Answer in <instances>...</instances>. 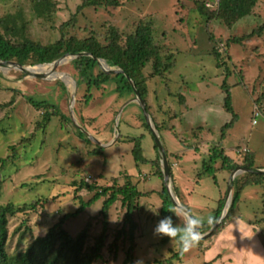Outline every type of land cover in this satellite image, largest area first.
Instances as JSON below:
<instances>
[{
  "label": "rangeland",
  "instance_id": "374dc122",
  "mask_svg": "<svg viewBox=\"0 0 264 264\" xmlns=\"http://www.w3.org/2000/svg\"><path fill=\"white\" fill-rule=\"evenodd\" d=\"M84 1L52 0L49 11L38 12L35 0H0V30L14 42L27 36L46 44L58 40L62 34L79 38L95 34L103 41L114 27L124 43L139 23H150L163 64L168 63V57L173 60L171 68L162 75L152 74L153 59L143 69L148 82L146 102L153 122L165 120L163 127L169 126L159 133L173 166L172 188L179 202L202 220L201 225L212 223L218 199L223 193L225 203L227 191L221 192L226 187L221 179L226 172H217L216 178L221 182L218 187L213 175L204 170L203 162L210 158L214 146L221 143L226 154L239 163L250 151L254 166L264 167V31L248 38L252 30L264 23V0H258L249 16L231 26L198 9L199 4H204L209 12L214 11L213 0H117V6L79 10ZM8 16L16 17L17 36L7 33L1 22ZM238 37L240 40L233 41ZM214 48L221 54L219 61ZM72 59L67 58L56 69L32 64L31 71L46 73V78L31 76L16 67L0 66V157L6 159L5 163L0 161V176L5 177L0 187V205L35 204L34 209L9 217L7 250L9 253L25 250L64 213L74 212L81 199L89 200L94 192L77 191L80 180L111 185L117 176L121 179L124 174L140 172L133 182L147 194L138 199L134 211L138 228L129 264H167L180 243L171 239L163 243V235L154 232V226L163 218L162 200L157 192L164 181L149 173L150 163L136 164L134 142L125 139L142 135V155L146 159L156 156L154 137L143 125L141 107L134 94L118 96L115 81L100 89L92 88L93 98L87 104L86 85H78L73 102L77 72L71 65ZM228 93L231 111L225 107ZM29 95L56 104L65 118L54 115L47 125H42L44 110L31 105L26 100ZM231 120L233 124L221 136L223 126ZM80 127L86 131V137L78 132ZM196 144H201L198 149L192 147ZM98 146L102 152L92 153ZM220 165L221 161L215 163V167ZM261 185L246 186L236 210L224 211L214 229L204 232L207 235L184 250L181 261L173 260L172 264H261L264 253ZM233 189L234 186L232 195ZM103 199L87 206L64 225L72 236L88 225V246L103 229L100 215ZM149 207H159L158 214ZM125 210L120 200L109 210L108 235L102 250L108 264H122L130 245L128 237H121L116 254L110 248L123 227ZM172 218L182 223L174 213ZM240 218L257 229L243 234L240 226L232 225ZM225 227L232 229L223 232Z\"/></svg>",
  "mask_w": 264,
  "mask_h": 264
},
{
  "label": "trees",
  "instance_id": "16d2710c",
  "mask_svg": "<svg viewBox=\"0 0 264 264\" xmlns=\"http://www.w3.org/2000/svg\"><path fill=\"white\" fill-rule=\"evenodd\" d=\"M258 0H218L217 6L214 11L209 12L204 4H199L198 9L205 15H210L211 18H218L225 22L227 25H233L237 20L244 16H249L252 10L255 8ZM53 5L52 0H35V8L38 12L49 11ZM113 6L118 5L117 0H85L79 7L82 10L85 7H98V6ZM76 17V16H73ZM2 24L5 27L7 33L17 36L19 32L17 26V20L14 16H8L2 19ZM68 22H66L67 24ZM264 31V23L258 28L252 30L248 34V38L254 34L260 35ZM240 40V38H233V41ZM89 52L92 56L81 55L71 61L72 67L77 72L78 85L85 84L86 91L85 102L91 100L93 95L90 93L92 88L100 89L103 85L112 81L116 82L115 91L118 96H122L125 93L134 94L132 85L128 81L126 75L130 76L133 80L136 88L139 90L141 96L147 101L148 95V82L143 69L153 59L152 74L162 75L165 70H169L173 64L172 57H168V63L163 64V57L160 54L157 46L154 42L153 28L150 23H139L133 33L126 36L125 42H122V37L118 30L111 27L106 38L102 41L99 40L97 35L90 34L88 37L79 38L76 36L65 37L62 34L61 38L54 42L43 44L42 42L33 40L27 36L22 38V41H12L0 30V58L5 60H15L23 64H37V63H49L65 53H80ZM214 55L219 61L220 52L214 48ZM104 58L107 64L112 68H120L124 73H118L116 75H110L101 70L97 60L94 58ZM226 79L223 85L226 86ZM61 85L65 87L64 83ZM229 90V89H227ZM26 100L33 105L36 109H43V118L41 120L42 125H47L52 116L57 115L61 118H65L59 107L47 100H37L34 96H26ZM147 110L151 113L149 104L146 102ZM225 107L228 111L232 110L231 95L227 94L225 100ZM142 110V109H141ZM235 113L233 112V117ZM143 125L150 131L148 124L145 121L143 112L141 113ZM166 124V123H165ZM163 123L155 121V125L159 131L165 128ZM233 124L227 122L222 130L221 136L225 135L226 128ZM43 127V126H41ZM78 132L86 137V134L80 129ZM121 137V135L119 136ZM125 139L129 142H134L133 156L136 160V164L150 163L154 168V174L163 179V172L160 165L158 152L152 159H146L142 154L141 139L142 135L138 137L125 136ZM157 150L156 145H154ZM102 152V147L98 146L92 150V153L97 154ZM179 157V156H177ZM207 160L203 163L205 171L213 175L216 180V171L226 170L231 172L238 165L229 157L224 147H221V143L214 146V151L210 154ZM0 161L6 162V159L0 157ZM221 161L219 168L215 167V163ZM253 155L250 151L245 153V158L241 165H247L254 167ZM4 166V164H3ZM1 174V173H0ZM126 175V176H125ZM124 178L122 181L121 179ZM120 179L117 176L112 179L111 185H99L96 182H88L86 180H80L76 185V190L87 189L89 192H94L89 200L84 201L81 199L80 206L74 212L64 213L59 220L51 226L44 235L36 236L32 242L25 248V250L9 253L7 250V242L9 238L8 221L9 217L16 215L22 211L30 208H35V204L25 203L22 206H18L13 202H7L0 205V264H108L104 258L103 248L106 243L109 222L108 214L112 205L120 200L121 206L125 208L123 227L116 233L113 241L110 243V248L114 249L116 254L118 249V240L121 237L127 238L130 241L126 256L122 264H129L132 262V251L134 250V237L138 228L137 222L134 218V211L138 205V199L142 197L144 193L138 189V185L133 182V175L124 174ZM5 177L0 176V187ZM264 184V175L255 174L251 172H244L238 174L234 179V189L232 195V203L229 208V213L236 210L238 202L241 198L242 190L246 185L250 184ZM264 187V185H263ZM178 193V189H176ZM149 193V192H148ZM162 200L161 215L172 216L170 209L173 208V203L168 194L166 186L162 185L161 190L157 192ZM225 193V192H224ZM264 193V191H263ZM264 196V195H263ZM180 197V193H179ZM103 199L102 207L100 209V215L102 216L103 229L102 232L94 237L93 243L88 246L89 228L85 226L77 235L72 236L65 229V223L71 218L82 212L87 206H91L99 199ZM224 206V194L218 201V206L215 210L212 223L215 222L220 216ZM227 216H229L227 214ZM226 216V217H227ZM225 221V220H224ZM200 225L199 230L206 232L211 228V224ZM127 226V228H126ZM170 238L166 235L162 236L161 242H166ZM198 241V240H197ZM114 254V255H115ZM184 256V250H181V245L173 255L166 261L167 264H172L173 260L181 261ZM161 263V261H159Z\"/></svg>",
  "mask_w": 264,
  "mask_h": 264
},
{
  "label": "water",
  "instance_id": "95a60500",
  "mask_svg": "<svg viewBox=\"0 0 264 264\" xmlns=\"http://www.w3.org/2000/svg\"><path fill=\"white\" fill-rule=\"evenodd\" d=\"M81 55H89V56H92L91 53L89 52H80V53H65L63 54L62 56H60L58 59L52 61V62H49V63H37V65H52L53 66V69H56L60 64H62L67 58H76L78 56H81ZM96 60H97V63L99 65V67L101 68V70L107 74H110V75H116L118 73H124V71L120 68H112L110 67L106 60L104 58H97V57H94ZM0 66L3 67V68H11V67H16L18 69H20L22 72H25L31 76H37V77H42V78H46L47 77V74L46 73H36L34 71H31V69H29L30 67H34V65H28V64H23V63H20L18 61H15V60H5V59H1L0 58ZM55 71V70H54ZM63 75H66V74H63ZM57 76V75H56ZM127 78H128V81L131 83L132 85V89H133V92H134V100L140 105L141 109H142V112H143V115H144V118H145V121L146 123L148 124L151 132H152V135L154 137V142H155V145L157 147V152H158V156H159V160H160V165H161V169H162V172H163V181H164V185L166 186L167 188V191H168V194L171 198V201L174 205V207L178 208V209H186V211L184 212L185 215H187L188 212H190L185 206H183L179 200H178V197L175 195L174 193V190L172 188V170H171V166H170V162L167 158V153H166V149L164 147V144L162 142V139H161V136H160V133H159V130L157 129L155 123L153 122V119L151 117V114L150 112L147 110V107H146V101L144 100V98L141 96L139 90L136 88L133 80L131 79L130 76L126 75ZM61 79H63V77H60ZM64 81H68L67 79H64ZM75 91H74V94H73V98H72V101L74 102L75 100V95H76V90H77V87H78V83L77 81H75ZM116 130L118 131V118H116ZM81 131L85 132L86 131L84 130L83 127H80L79 128ZM119 135V133H118ZM244 172H251V173H255V174H263L264 175V169H261V168H255V167H249L247 165H240V166H237L234 170L231 171L230 173V176H229V181H228V185H227V191H226V200H225V203H224V206H223V209H222V212L220 214V216L218 217L221 218L223 217V212L224 211H228L231 203H232V188H233V183H234V179L235 177L238 175V174H241V173H244ZM218 219L215 221L216 224H214V226L212 228H210V231H212L214 229V227L217 225L218 223ZM200 232V230H199ZM208 233V232H207ZM207 233H200V237L199 238H203L207 235Z\"/></svg>",
  "mask_w": 264,
  "mask_h": 264
},
{
  "label": "clouds",
  "instance_id": "9594fccd",
  "mask_svg": "<svg viewBox=\"0 0 264 264\" xmlns=\"http://www.w3.org/2000/svg\"><path fill=\"white\" fill-rule=\"evenodd\" d=\"M159 207L157 209L149 208L155 214H158ZM170 210L179 218V220L182 219V223L174 222L172 216H164L159 219L154 226V232L159 235L168 236L173 242L179 241L181 250H187V248L195 244L199 239V227L202 220L191 212H188L187 215H183L186 211V209L183 208L179 211L176 208Z\"/></svg>",
  "mask_w": 264,
  "mask_h": 264
},
{
  "label": "crops",
  "instance_id": "0c3cea01",
  "mask_svg": "<svg viewBox=\"0 0 264 264\" xmlns=\"http://www.w3.org/2000/svg\"><path fill=\"white\" fill-rule=\"evenodd\" d=\"M167 123V122H166ZM163 124H165V120H164V122H163ZM165 128H169V126H167V127H165ZM174 129V128H173ZM202 143V142H201ZM201 144H199V145H193L192 147H194V148H196V149H198V147L200 146ZM165 147V146H164ZM166 149V148H165ZM247 149V148H246ZM166 152H167V150H166ZM228 155V154H227ZM176 157L177 156H180L179 154H176L175 155ZM229 156V155H228ZM229 157H231V156H229ZM154 158V157H153ZM232 158V157H231ZM232 160L234 161V162H236V163H238V165L240 166L241 165V162L239 163L237 160H235L234 158H232ZM138 165H142V163H139ZM143 165H145V164H143ZM172 167V170H173V166H171ZM175 168L177 167L176 165L174 166ZM220 166H218V167H216V168H219ZM255 168H261V169H264V167H257V166H254ZM150 168V171H149V173L150 174H154V168L153 167H149ZM218 171H220V172H226V175L225 176H223L221 179H222V182H224V184L226 183V187H224L222 190H221V192L223 191V190H227V185H228V181H229V176H230V173L231 172H228V171H226V170H218ZM218 171H216V174H217V172ZM140 175V172H137L136 174H133V173H131V175H133V178L136 176V175ZM144 175H146V174H144ZM158 176V175H157ZM179 176V175H178ZM179 178V177H178ZM173 179H174V176H173ZM216 182V186H218L219 187V185H220V179H218V178H216V180H215ZM260 185V184H259ZM263 185L264 184H262L261 186L263 187ZM246 186H248V185H246ZM246 186L244 187V188H246ZM244 188H243V190H244ZM263 189H264V187H263ZM243 190H242V194H243ZM223 193H221V195H222ZM241 194V195H242ZM221 198V196L219 197V199ZM219 199H218V201H219ZM240 201V200H239ZM239 203V202H238ZM213 210H215V209H213ZM233 224H236L234 227H238V226H240V227H238L239 229H240V232L242 231H244V233L243 234H247V233H251L252 231H255V229H257L256 227H254L252 224H250L249 222L247 223V221H245L244 219H242V218H240L239 220H236V221H233L232 222V225ZM228 229H232V228H226L225 227V230L223 231V232H226ZM264 252V251H263ZM261 264H264V253H263V256H262V259H261Z\"/></svg>",
  "mask_w": 264,
  "mask_h": 264
},
{
  "label": "bare ground",
  "instance_id": "6f19581e",
  "mask_svg": "<svg viewBox=\"0 0 264 264\" xmlns=\"http://www.w3.org/2000/svg\"><path fill=\"white\" fill-rule=\"evenodd\" d=\"M39 67H41V68H48V67H53L52 65H49V66H47V65H38ZM29 69H32V68H29ZM41 71V70H40Z\"/></svg>",
  "mask_w": 264,
  "mask_h": 264
},
{
  "label": "built area",
  "instance_id": "2783aa9c",
  "mask_svg": "<svg viewBox=\"0 0 264 264\" xmlns=\"http://www.w3.org/2000/svg\"><path fill=\"white\" fill-rule=\"evenodd\" d=\"M213 1H215V4H213L214 6L216 5L217 6V3H218V0H213ZM215 8V7H214ZM259 112L258 111H256L255 112V114L257 115ZM255 121V120H254ZM247 149H245V151H246Z\"/></svg>",
  "mask_w": 264,
  "mask_h": 264
}]
</instances>
